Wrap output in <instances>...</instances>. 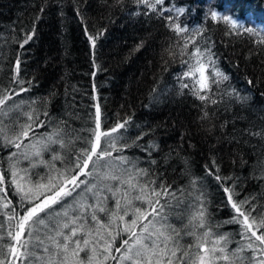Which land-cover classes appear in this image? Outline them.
Segmentation results:
<instances>
[{"label":"trees","instance_id":"16d2710c","mask_svg":"<svg viewBox=\"0 0 264 264\" xmlns=\"http://www.w3.org/2000/svg\"><path fill=\"white\" fill-rule=\"evenodd\" d=\"M212 12L217 14L215 19ZM177 24L187 31L177 34L172 27ZM29 35L31 40L23 44ZM186 40L188 53L196 47L211 53L212 63L205 73L210 91L200 90L208 97L203 101L194 94L199 89V73L184 75L193 62L181 54ZM213 66L228 79L215 77ZM213 79L221 82L214 84ZM3 96L11 99L0 106V175L4 177L0 184V259L9 262L7 246L15 243L7 233H15L16 220L9 216L23 215L32 206L21 200L13 170L35 183L46 182L56 170L73 167L80 149L90 147L94 139L97 106L101 131L127 122L111 137L102 138L104 148L116 144L115 149L108 148L112 157L129 162L109 158L114 174L120 177L103 181L120 189L115 197L103 192L109 209L115 208L123 192H130L131 197L139 194L138 188L121 183L131 173L133 183H148L149 191L166 188L170 193L159 197L163 210L157 220L170 226L169 231L175 229L181 251L196 253V239L189 232L199 235L205 231L194 228L197 222L192 220L203 209L211 231L227 237L231 264L264 258L246 247L239 251L248 240L242 226L232 222L237 214L224 192L229 187L236 202L249 201L243 210L255 209L251 212L257 218L253 230L264 234L259 226L264 217V0H164L155 10L138 0H0ZM25 124L31 125V131L29 138H21L24 147L18 150L8 140H15ZM49 136L63 140L64 146L50 143L41 156H32L31 144ZM26 152L28 159L23 155ZM137 170L147 175H138ZM80 179L96 182L91 176ZM79 191L65 198L64 210L73 213L81 201L95 203L90 193L77 196ZM132 205L148 209L135 199ZM97 215L107 223L108 216ZM132 219L130 211L125 222ZM88 222L93 224L90 218ZM117 224L121 229L124 226L120 221ZM47 231L41 226L39 235ZM127 239L123 231L115 236L111 256L106 261L100 257L103 264H121L112 257L121 255ZM254 243L259 246L258 241ZM35 245L32 240L30 248L36 255H46ZM80 258L86 259V253L81 252ZM52 259L58 264L55 255ZM18 264L37 262L32 257Z\"/></svg>","mask_w":264,"mask_h":264},{"label":"snow or ice","instance_id":"6c2138e0","mask_svg":"<svg viewBox=\"0 0 264 264\" xmlns=\"http://www.w3.org/2000/svg\"><path fill=\"white\" fill-rule=\"evenodd\" d=\"M138 2L155 10L156 6L163 4L164 0H138ZM179 11L183 12V9ZM216 16V12H212L213 19ZM223 19L233 27L237 26V22L230 17L224 16ZM172 27L177 34L187 31V29L182 28L178 24ZM245 31L252 32L253 29L247 28ZM31 38V35L27 36L23 44H27ZM89 39L93 41L94 45V38L90 36ZM187 48L188 41L186 40L181 54L188 55L193 62L189 64V71L184 75L196 77V74L199 73V77L196 79L199 89L195 90L194 94L203 101L208 99V97L201 95L200 90L210 91L209 78L205 73L212 63L211 53L207 52V50L201 51L199 47H196L193 52L188 53L186 51ZM206 60L208 61L207 63L205 62ZM185 63L188 62L185 61ZM17 70H19V62H17ZM213 73L215 77H221L222 80L228 79L226 75L215 69L214 66ZM220 82L221 80H212V83L217 85ZM184 87H188V85L185 84ZM9 99H11L10 96L0 97V106H4ZM2 110L0 108V111ZM4 114L7 115V113ZM28 115L30 120L33 119L31 114ZM99 115L100 110L97 106V124L96 129L93 130L94 139L89 141L90 147L80 149L79 154L76 155L73 162V167L56 170L57 174L55 176H48L46 182L35 183L27 180L25 177H20L17 171L13 170V183L16 185V190L20 194L21 200L29 201L32 203V206L27 208L23 215L18 217L15 215L9 216V220H16L15 233L12 231L7 233L15 242L7 246L8 254L12 259L21 261L35 257L37 264H56V261L52 259L53 255H55L58 264H103L100 257H103V260L106 261L111 256L112 243L115 240V236L119 235L120 231H123L129 235L130 239L124 240V249L121 255L118 258L112 257L113 259H119L121 264L125 261L128 264H176L177 261H179V264H217V261L220 260L230 261L231 264V257L226 247L227 237L225 235H217L211 231V228L207 225L203 209L197 211L193 215L192 220L197 222L193 225L194 228H204L205 231L199 235L195 231L189 232L196 239V253L193 254L188 250H180L175 240V237L178 235L175 229L169 231L170 226H165L157 220V217H160L163 210L159 197L170 194L166 188L163 192L157 191L155 188L149 191L148 183L140 184L139 181L133 183L135 176L128 173V178L121 180V183L127 184L129 189L138 188L139 194L131 197L130 192L125 191L116 200L115 208L109 209L105 205L107 197L103 195V192L105 190L111 192L115 197L120 189H113L110 185L104 184L103 181L118 180L120 177L114 174V169L108 162L109 158L112 157V152L108 148L115 149L116 144L111 142L108 148H104L102 147V138L111 137L112 133L124 128L127 122L118 123L110 131H100ZM30 131L31 125H21L20 131L15 134V140L9 139L8 143L14 144L19 150L21 147H24L21 138H29ZM16 141L21 142L17 143ZM50 143H59L62 147L64 146L63 140H53L49 136L46 139L32 143V152L30 154L34 157L41 156L48 149ZM12 155L15 156L16 154L13 153ZM23 155L25 159H28L29 153L26 152ZM53 159H60V157L54 156ZM112 159H119L122 164L129 163L124 157H112ZM102 169H107V171H103ZM124 171L125 173L128 172L127 169ZM137 174L147 175L143 170H137ZM82 176H91L96 182L80 179ZM216 179L220 180L221 177L216 176ZM3 180L4 177L0 175V184L3 183ZM151 183L155 182L152 181ZM81 185H84V187L81 188ZM76 189H80L79 192H76L77 196L81 193H90L95 203L78 202V207H73V214L64 210V200L66 197L72 196ZM2 191L3 189L0 188V192ZM224 192L227 194V199L232 209L237 214V216L232 218V222L239 223L242 226L245 233L244 238L248 240V243L242 246L239 251H243L246 247L247 249L258 251L260 256L264 257V234L258 235L253 230V225L257 224V218L251 217V212L255 211V209L253 208L246 213L243 210V205L249 203V201L236 202L229 187H225ZM41 196H43L42 200L40 199ZM73 199L75 200V197ZM133 199L146 203L148 209L133 206ZM57 205L59 207H55ZM4 207H7V204ZM130 211L133 219L130 223L125 222V216ZM41 213L44 215L41 216ZM98 213H104L108 216L107 223L101 222L97 215ZM48 217H53V219L48 220ZM89 218L93 222L91 225L88 222ZM117 221L123 222L124 226L122 229L117 224ZM41 226L48 229L43 237L39 235V228ZM259 226L264 228V217L259 219ZM137 227H139V231L134 230ZM249 232L251 235L247 236L246 234ZM25 236L27 237L26 239L24 238ZM253 237L254 241L259 242V246L255 245ZM32 240L36 241L34 247L42 249L46 255H36L30 248ZM49 244L51 247H49ZM117 251H120V249H117ZM178 251L180 252L179 256L177 255ZM81 252L86 253V259L80 258ZM231 255H236V253L233 252ZM185 257H187V260L184 259ZM0 264H9V262L6 259H0ZM251 264H264V258H253Z\"/></svg>","mask_w":264,"mask_h":264},{"label":"rangeland","instance_id":"374dc122","mask_svg":"<svg viewBox=\"0 0 264 264\" xmlns=\"http://www.w3.org/2000/svg\"><path fill=\"white\" fill-rule=\"evenodd\" d=\"M101 131V129H100ZM19 261H15L12 259V257L10 256V259H9V264H18Z\"/></svg>","mask_w":264,"mask_h":264}]
</instances>
